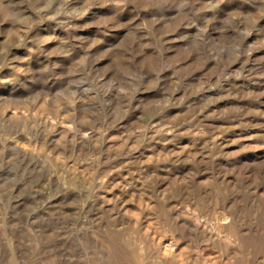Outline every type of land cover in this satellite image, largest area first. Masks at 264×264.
I'll return each mask as SVG.
<instances>
[{
  "label": "rangeland",
  "instance_id": "1",
  "mask_svg": "<svg viewBox=\"0 0 264 264\" xmlns=\"http://www.w3.org/2000/svg\"><path fill=\"white\" fill-rule=\"evenodd\" d=\"M0 264H264V0H0Z\"/></svg>",
  "mask_w": 264,
  "mask_h": 264
},
{
  "label": "bare ground",
  "instance_id": "2",
  "mask_svg": "<svg viewBox=\"0 0 264 264\" xmlns=\"http://www.w3.org/2000/svg\"><path fill=\"white\" fill-rule=\"evenodd\" d=\"M218 216V215H217ZM202 226V225H201ZM216 228V227H215ZM220 228V227H219ZM225 231V230H224ZM167 253V252H166Z\"/></svg>",
  "mask_w": 264,
  "mask_h": 264
}]
</instances>
